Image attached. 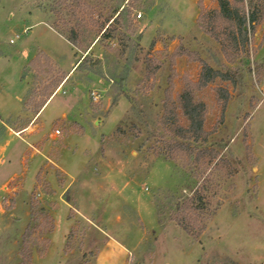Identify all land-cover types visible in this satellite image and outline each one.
<instances>
[{
	"label": "rangeland",
	"instance_id": "obj_1",
	"mask_svg": "<svg viewBox=\"0 0 264 264\" xmlns=\"http://www.w3.org/2000/svg\"><path fill=\"white\" fill-rule=\"evenodd\" d=\"M60 1L0 0V113L23 109L0 122V264H264V0L241 47L245 76L203 87V61L223 72L238 66L201 16L218 0H129L116 32L123 43L97 41L94 26L78 48L43 23L77 18ZM86 1L87 22L121 0ZM76 49L100 62L75 69ZM40 53L53 69L29 64ZM58 70L68 77L34 115L24 101L47 97ZM188 86L205 104L206 144L219 152L212 162L186 151L165 159L162 141L146 139L163 131L172 103L187 126L178 99ZM205 179L210 215L191 235L173 219L169 195H190Z\"/></svg>",
	"mask_w": 264,
	"mask_h": 264
},
{
	"label": "trees",
	"instance_id": "obj_2",
	"mask_svg": "<svg viewBox=\"0 0 264 264\" xmlns=\"http://www.w3.org/2000/svg\"><path fill=\"white\" fill-rule=\"evenodd\" d=\"M67 1L68 0H61L58 5L61 4L63 9L70 11V15L77 18L74 21L72 20L73 18L70 20L61 19V24L54 21L50 25L59 34L65 37L74 48H78V46L83 47L82 39L85 38L86 34L84 31L88 28L92 29L94 26V38L98 37L97 41L118 38L119 41L123 43V32L121 36H118L116 32L124 21L123 15L128 11L127 5L129 0L126 3L125 0H121L119 3L113 4L109 13L105 17L100 18L102 14H99L98 18L94 20L93 16H91L87 22L85 21L87 18L84 16L85 14L87 16V13L91 14L94 11V6L86 0ZM257 2L258 0H233V2L230 0H218L219 9L208 11L206 16L201 14L202 18L209 16V18L212 19L214 24L212 26L213 28L210 29H213L212 33L214 38L221 43L222 48L225 50L230 48L229 50L232 51L231 53L233 56L231 61L237 63L238 66H236L235 71L227 70L226 72H223L213 68L210 64L203 61L199 80L200 87L206 86L208 83L214 81L216 77H220L223 80L235 81L236 74H239L240 78L245 76L246 71L244 67L246 62L245 57L241 56V47H243V49L247 47L249 43V33L254 32L256 24L259 23L261 19V5ZM56 6L57 5H55V7ZM78 16H82L79 21ZM222 21L227 23L226 26L217 24ZM217 26L221 28H219L220 30L215 31L214 29H217ZM223 29H226V31H223ZM124 46L126 47V44H124ZM87 49L88 46L85 47L84 50ZM74 54L78 57L75 69L83 64L94 67L97 62H100L99 58L94 59L88 54H86L83 58H80L77 49ZM44 63L49 65L52 69L55 67V63L52 59L44 53L35 55L29 61V64L36 70L37 73L42 72L41 67ZM52 71L53 70H48L43 73L49 74ZM248 71H250V67H248ZM58 72V76H53L55 77L54 81L46 83L43 88L42 93H46L47 97L39 101H35V99L24 101V107L27 109H29L28 107H31L32 105L29 110H31L34 115L41 111L54 89L62 80L67 78V72L59 70ZM123 80L124 78L120 80L122 85H124ZM219 89V92L224 91L222 88ZM221 92L220 95L224 98V104H226L228 95ZM178 100V106L182 108L183 113L188 119L187 126L178 124L176 118L177 104L172 103L170 106L165 107V112L161 118L163 131L160 132L161 127L159 129L149 130L147 131L148 134L146 139L150 140L153 138L152 136H154L156 138V142H159L160 140L162 141V145L158 146L156 151L159 155L165 157V159L171 160L178 152L186 151L187 153H190V155L194 153L196 163H198L204 155H209V162H212L218 157L219 152L214 147L215 145L211 146V143L206 144L209 140V133L204 130V102L194 99L193 89L189 86L182 91ZM154 125L151 127H154ZM140 146H142V144ZM206 180L207 179L200 183L190 195L185 196L182 193L181 195L176 193L169 195V197H171L169 210L173 214V219L191 235L197 236L198 232L200 233L204 229L205 224L203 222L205 217L210 215V201L206 194V191L208 190V185L206 183L208 181L206 182ZM206 211H208V213H206ZM195 224H197L198 227L194 226ZM26 247L27 245L25 244V250L27 249Z\"/></svg>",
	"mask_w": 264,
	"mask_h": 264
},
{
	"label": "crops",
	"instance_id": "obj_3",
	"mask_svg": "<svg viewBox=\"0 0 264 264\" xmlns=\"http://www.w3.org/2000/svg\"><path fill=\"white\" fill-rule=\"evenodd\" d=\"M39 22H41V21H39ZM49 29H51L52 31H54V32H57L52 26H50L48 23H46V22H43ZM58 33V32H57ZM61 35V34H60ZM62 36V35H61ZM63 37V36H62ZM66 39V38H65ZM67 40V39H66ZM75 64V62L73 63V65ZM68 77V76H67ZM65 80V79H64ZM19 83L21 84V86H22V89L24 90V85H23V82L21 81V79H20V77H19ZM18 99L21 101V96H19L18 97ZM21 106H22V103H21ZM21 111H23V109L22 108H19L18 110H12V109H8L6 112H3V111H1L2 113H0V122L1 123H4V125H5V122L3 121V118L5 117H7V116H9V115H12V114H19V113H21ZM3 114L5 115V116H3ZM2 118V119H1Z\"/></svg>",
	"mask_w": 264,
	"mask_h": 264
},
{
	"label": "built area",
	"instance_id": "obj_4",
	"mask_svg": "<svg viewBox=\"0 0 264 264\" xmlns=\"http://www.w3.org/2000/svg\"><path fill=\"white\" fill-rule=\"evenodd\" d=\"M141 14H139L138 16H140ZM16 37H18V35H16ZM14 40L13 39H11V42H13Z\"/></svg>",
	"mask_w": 264,
	"mask_h": 264
}]
</instances>
